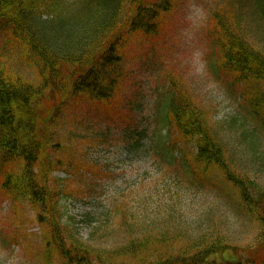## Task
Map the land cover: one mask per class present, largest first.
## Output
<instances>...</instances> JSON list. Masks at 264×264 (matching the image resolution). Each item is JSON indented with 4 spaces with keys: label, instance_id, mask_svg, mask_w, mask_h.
I'll return each instance as SVG.
<instances>
[{
    "label": "rangeland",
    "instance_id": "374dc122",
    "mask_svg": "<svg viewBox=\"0 0 264 264\" xmlns=\"http://www.w3.org/2000/svg\"><path fill=\"white\" fill-rule=\"evenodd\" d=\"M172 2V9L158 19V33L135 32L126 37L120 65L123 78L117 82L119 89L111 104L99 105L84 98L76 103V98L69 97L53 123L59 126L63 141L47 149L52 154L62 147L52 159L49 155L46 175L60 210L61 226L72 225L93 256L108 259L112 254L114 262H118L114 255L118 248L133 240L137 243L144 236L152 240L143 244L146 248L157 249L153 240L165 250L181 246L186 242L180 237L187 234L188 227L204 221L207 215L201 229H193L196 234H225L248 247H255L258 238V221H248L236 211L241 195L234 180L243 182L247 177L250 184L264 189V163L255 161L256 157L264 161V126L246 107L250 96L256 98L264 93V82L249 80L255 88L247 95L243 93L244 85L232 84L229 70L220 68V46L215 43L222 41L223 36L211 15L218 10L229 19L223 10L232 16L235 7L225 4L228 0ZM223 5L227 9L222 10ZM255 24L256 21L246 23V36L264 52V38L257 34ZM13 42H8L6 35L0 37V45ZM4 59L14 73L22 74L35 86L40 83L34 66L8 52L0 55V60ZM170 86L187 90L207 125L235 151L234 159L226 157L233 168L231 178L220 168L205 166L208 176L201 183L193 180L192 185L187 184L190 178L182 173L185 184L181 189L163 190L171 170L161 161L165 156L157 150L167 128L164 113L168 97L163 92ZM233 119L236 122L231 124ZM80 120L91 124L88 131L80 129ZM135 127L146 129L149 134L138 147L131 148V142L128 146L127 138L120 136ZM157 127L159 130L152 136ZM243 130L253 136V141L250 136L241 138ZM178 143L183 145L182 140ZM159 164L161 168L156 172ZM11 166L9 170L14 169ZM6 170L0 166V264H65L55 251L51 256L45 252L42 238L47 227L40 226L35 207L25 198L13 199L2 191ZM131 215L148 222L146 233L143 229L130 233L123 229V221ZM224 219L227 224H220ZM246 252L250 255L253 251Z\"/></svg>",
    "mask_w": 264,
    "mask_h": 264
},
{
    "label": "trees",
    "instance_id": "16d2710c",
    "mask_svg": "<svg viewBox=\"0 0 264 264\" xmlns=\"http://www.w3.org/2000/svg\"><path fill=\"white\" fill-rule=\"evenodd\" d=\"M173 3L172 0H79L76 8L77 2L71 4L67 0H0V37L3 39L6 35L8 42L14 40L0 45V55L4 52L16 55L21 62L34 66L41 79L35 86L22 74L14 73L7 60H0V166L7 169L1 189L7 196L25 198L35 207L40 226L47 227L42 238L45 252L51 256L55 251L65 264H264V189L250 184L247 177L243 182L234 180L241 195L236 211L248 221H258L256 236L259 241L255 242L253 256L244 252L247 245L234 242L225 234H196L193 229H201L209 215L204 221L188 227L187 234L180 237L186 242L181 246L165 250L157 247L158 242L153 240L157 249L146 248L143 244L152 240L144 236L137 243L133 240L118 248L114 252L118 262L112 260V254L104 256L108 259L93 256L78 232L67 224L61 226L59 221L60 210L46 179L49 155L52 159L62 148L52 154L47 151L51 144L63 141L59 126L53 125L60 114H57L58 109L69 97L76 98V103L84 98L99 105H110L118 91L117 82L123 78L120 65L126 37L135 32L158 33V19L172 9ZM225 4L235 7L231 16L222 6L229 19L222 17L218 10L212 14L223 36L222 41L217 42L222 66L243 82L246 94L251 95V88L255 87L248 81L253 78L264 82V52L249 41L245 25L256 21V32L264 38V0H228ZM43 13L47 14L43 16ZM122 21L126 35L118 32ZM173 89L170 90L169 135L167 133L165 148L175 165L190 176L187 184L206 179L208 166L220 168L231 178L233 168L226 157L234 159L235 151L207 125L191 94L183 88ZM248 102L246 107L264 126V93L256 98L250 96ZM84 121L78 123L86 132L91 124ZM235 122L233 119L231 124ZM245 132L240 133L241 138L250 136L252 140L253 136ZM256 133L254 129L253 135ZM147 135L146 129L135 127L124 130L120 137L127 138L128 146L131 142L133 148L148 139ZM181 140L184 144L179 146ZM186 142L195 151L192 158L187 156ZM128 146L125 147L130 148ZM175 154L180 157H174ZM259 158L255 161L261 160L262 165L263 158ZM10 165H14V169L9 170L13 167ZM173 173L168 175L163 190L181 189L182 182L176 172ZM127 217L122 225L124 230L130 233L143 229L146 233L148 222L133 215ZM219 223L226 225L227 220Z\"/></svg>",
    "mask_w": 264,
    "mask_h": 264
}]
</instances>
